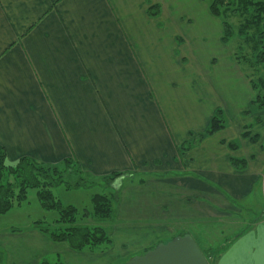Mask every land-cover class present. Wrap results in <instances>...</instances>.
<instances>
[{"label": "crops", "instance_id": "0c3cea01", "mask_svg": "<svg viewBox=\"0 0 264 264\" xmlns=\"http://www.w3.org/2000/svg\"><path fill=\"white\" fill-rule=\"evenodd\" d=\"M191 10L171 0H0V147L9 164L72 159L93 177L122 174L114 229H148L155 241L189 234L212 264H264V213L249 215L255 191L264 203V130L244 138L236 102L244 88L245 107L253 103L254 87L234 52L218 69L203 54ZM217 111L225 129L196 142ZM39 243L47 249L22 256ZM52 244L33 224L0 232V248L14 252L4 264H40L35 255Z\"/></svg>", "mask_w": 264, "mask_h": 264}, {"label": "trees", "instance_id": "16d2710c", "mask_svg": "<svg viewBox=\"0 0 264 264\" xmlns=\"http://www.w3.org/2000/svg\"><path fill=\"white\" fill-rule=\"evenodd\" d=\"M209 10L213 18L222 22L223 43H228L236 34L230 20L238 19L237 34L250 45V57L235 54L238 62L253 60L255 66L264 65V0H214L209 5ZM148 13L152 17H158L160 7L157 4L152 5ZM219 115L222 116L221 111H217L210 127L205 133L197 136L199 139L196 142L225 129L224 121L219 119ZM244 136L249 137L248 134ZM252 141H257V137L252 138ZM230 147L234 150L236 144L232 143ZM231 164L235 170H244L247 165L245 160L236 158L231 160ZM121 176L123 175L116 173L104 178L87 175L72 159H67L61 164H50L24 157L14 164H9L4 149L0 147V216L8 214L15 206L22 205L28 200L29 191L36 190L42 207L45 210H55L59 217L51 224L35 221L33 229L53 243H66L73 252L105 253L113 246L110 225L116 220V204L120 193L114 183ZM100 180L106 184L107 192L94 194L91 199L90 218L94 222L92 225L77 222V208L63 206L52 191L62 184H66L68 189L89 188L98 185ZM203 253L212 264V254L205 251ZM57 260L61 261L60 257H57ZM41 264L50 263L44 261Z\"/></svg>", "mask_w": 264, "mask_h": 264}, {"label": "rangeland", "instance_id": "374dc122", "mask_svg": "<svg viewBox=\"0 0 264 264\" xmlns=\"http://www.w3.org/2000/svg\"><path fill=\"white\" fill-rule=\"evenodd\" d=\"M171 1L175 2L178 7H182L183 9H185V7L192 9L191 12H193L195 15V21L193 22L191 29L193 31H199L198 33L203 32L205 37H207L205 51H203V54L205 56L210 55L217 58L218 65L216 64V69H218L219 63L228 62V53L230 54L234 52L240 56L248 55V57H250V45H247L237 34L239 28L238 19L230 20L236 33L234 37H232L228 43H223L221 38L220 41L218 40L219 34L223 29L222 22L221 20H213V18L207 19V9H205V7H208V5H210L214 0ZM239 64L240 66L237 65L239 72L241 71L245 79H248L251 82L252 86L254 87V92L253 103L250 102V105L245 107L246 101H248V92L244 88L238 91V99L236 102L237 104L244 106V112L242 116H238L237 119L242 120L241 123L244 125L243 136L244 134L249 135V137L244 136V138H250L251 134L253 135L252 138H254V133L256 131L264 130V127H261V125H264V65L255 66L253 65V60ZM221 69H223V66H221ZM217 73L222 75L221 71L219 70ZM233 80V77H228V82ZM239 82L244 87L243 82H241L240 79H237V83ZM219 119L226 122V117L223 115H219ZM185 149H190V146H187ZM136 179L138 180L139 178ZM105 185L106 184H103V180H100L98 185L90 186L89 188L74 187L68 189L66 184H62L61 186L54 188L52 191L63 206H74L77 208V222L81 224L83 223L92 225L94 222L90 218L92 213L91 199L94 194H102L107 192ZM255 194L256 196L252 200H249L253 206V209L249 214L251 219H255L257 216L264 213V203L259 201L258 198L260 194L257 191H255ZM58 217L59 215L55 210H45L42 207L40 201L37 198L36 190H30L27 201L22 203L20 206H15L8 214L0 216V232L5 230L26 232L35 221H44L51 224L55 222ZM191 229L194 228L192 227ZM207 229H215V225L212 224ZM224 229L231 228L227 227ZM110 231L112 235H114L112 236L114 242L112 248L105 253H77L71 251L66 243H54L58 245L55 246L52 244L53 246L50 247L51 253L48 255H35L39 256L37 262L39 263L41 261L40 264L44 261H47L50 264H126L131 258L142 256L147 252V250H152L161 243H168L170 240H172L169 236H163L159 241H155V239L149 240L145 237L146 234H150L151 232L148 229H114V223L110 225ZM25 241H28L27 238H24L23 241L20 242L25 244ZM213 246L215 247L214 250L217 249V254L220 255L222 252H224L221 249V243L213 244ZM44 249H47V247L41 243L38 245L36 244L35 246H25L22 251V256L24 258H27V256H34L36 252L42 251ZM55 251L60 253L55 256ZM12 254H14V252L11 253L10 251L0 248V264H4L6 258ZM57 257H60L61 261L57 260ZM214 260L215 256L213 255L211 262L214 263Z\"/></svg>", "mask_w": 264, "mask_h": 264}, {"label": "water", "instance_id": "95a60500", "mask_svg": "<svg viewBox=\"0 0 264 264\" xmlns=\"http://www.w3.org/2000/svg\"><path fill=\"white\" fill-rule=\"evenodd\" d=\"M126 264H210L195 239L189 235L178 236L161 243L142 256L131 258Z\"/></svg>", "mask_w": 264, "mask_h": 264}]
</instances>
